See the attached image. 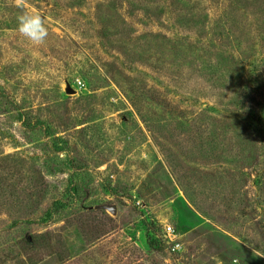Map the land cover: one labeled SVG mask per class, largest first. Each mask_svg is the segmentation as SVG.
Here are the masks:
<instances>
[{
  "label": "rangeland",
  "instance_id": "374dc122",
  "mask_svg": "<svg viewBox=\"0 0 264 264\" xmlns=\"http://www.w3.org/2000/svg\"><path fill=\"white\" fill-rule=\"evenodd\" d=\"M29 4L40 46L0 0V264H264V0Z\"/></svg>",
  "mask_w": 264,
  "mask_h": 264
},
{
  "label": "clouds",
  "instance_id": "9594fccd",
  "mask_svg": "<svg viewBox=\"0 0 264 264\" xmlns=\"http://www.w3.org/2000/svg\"><path fill=\"white\" fill-rule=\"evenodd\" d=\"M20 10L17 16V32L34 46L43 45L48 37V28L42 14L30 10L29 0H13Z\"/></svg>",
  "mask_w": 264,
  "mask_h": 264
},
{
  "label": "built area",
  "instance_id": "2783aa9c",
  "mask_svg": "<svg viewBox=\"0 0 264 264\" xmlns=\"http://www.w3.org/2000/svg\"><path fill=\"white\" fill-rule=\"evenodd\" d=\"M166 234H167V237L170 239V241L172 242V243H175V241H176V234H175V230H174V228L173 227H168V229L166 230ZM175 249H177V245H175L174 247H173V250H175Z\"/></svg>",
  "mask_w": 264,
  "mask_h": 264
},
{
  "label": "water",
  "instance_id": "95a60500",
  "mask_svg": "<svg viewBox=\"0 0 264 264\" xmlns=\"http://www.w3.org/2000/svg\"><path fill=\"white\" fill-rule=\"evenodd\" d=\"M68 92H72V90L69 88V91Z\"/></svg>",
  "mask_w": 264,
  "mask_h": 264
}]
</instances>
